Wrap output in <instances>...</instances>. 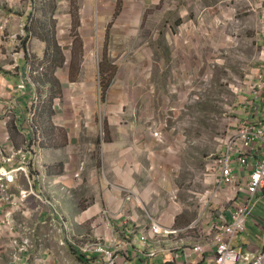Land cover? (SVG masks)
I'll return each mask as SVG.
<instances>
[{"label": "crops", "instance_id": "1", "mask_svg": "<svg viewBox=\"0 0 264 264\" xmlns=\"http://www.w3.org/2000/svg\"><path fill=\"white\" fill-rule=\"evenodd\" d=\"M67 5L58 0L51 15L45 0H0V168L9 172L27 165V174L14 173V182L7 184L6 194L14 201L0 203V264H11L13 242L25 238L31 247L22 264H101L94 254L80 259L66 240L116 236L133 255L141 247L140 235L149 230L151 216L170 228L181 215L177 200L183 189L175 182L178 151L167 147L142 116L120 123L127 99L102 101L92 79L78 82L71 16L61 13ZM83 7L93 11L80 19L91 28L92 39L87 31L80 36L86 53V41L102 38L105 44L129 33L146 5L85 0ZM117 8L116 20L124 19L114 23L99 12ZM67 22L71 26H65ZM51 37L60 51L49 48ZM260 38L264 46V33ZM78 89L89 90V97L79 98ZM259 102L252 98L241 118L264 120V107L261 112L252 109ZM49 103L52 114L45 112ZM103 121L108 139L102 138ZM211 181L215 186L219 179ZM21 192L27 193L23 200ZM130 193L136 198L126 201ZM53 220L59 232L53 231ZM250 220L254 224L252 230L245 229L248 237L244 232L234 242L245 257L264 248V191Z\"/></svg>", "mask_w": 264, "mask_h": 264}, {"label": "rangeland", "instance_id": "2", "mask_svg": "<svg viewBox=\"0 0 264 264\" xmlns=\"http://www.w3.org/2000/svg\"><path fill=\"white\" fill-rule=\"evenodd\" d=\"M62 1L68 5L61 13L70 14L73 26L71 48L79 65L78 82L92 79L100 98L99 64L104 41H86L85 53L80 40L84 31L92 39L90 25L85 22L83 26L80 19L93 11L83 7L85 0ZM124 1L146 8L141 10L136 27L109 42L108 56L118 71L106 97L127 99L125 114L119 116L121 124L142 116L147 127L161 134L167 147L178 151L175 182L183 189L177 200L182 206L172 229L180 231L159 237L161 242L155 245L158 257L153 259L159 263L171 252L211 241L215 235L211 223L229 210V193L215 194L213 185L206 184V165L223 153L234 125L247 120L241 118L248 111L247 103L258 98L260 102L252 109L261 112L264 107L260 70L264 67L260 38L264 9L260 0ZM99 12L114 23L119 10ZM123 19L120 16L117 20ZM89 95V90L78 89L79 98ZM36 101L37 97L35 105ZM104 122L101 131L105 139ZM206 191L211 194L201 200ZM165 207H169L167 201ZM250 219L247 227L252 230ZM244 232L248 237V230ZM129 264L143 263L133 255Z\"/></svg>", "mask_w": 264, "mask_h": 264}, {"label": "built area", "instance_id": "3", "mask_svg": "<svg viewBox=\"0 0 264 264\" xmlns=\"http://www.w3.org/2000/svg\"><path fill=\"white\" fill-rule=\"evenodd\" d=\"M259 5L264 9V0H260ZM260 70L263 71L261 87L264 88V67ZM247 120L234 125L235 129L232 130V136L228 138L223 153L206 165V184L211 185L212 177H217L219 182L216 181L213 192L217 194L218 191L225 190L229 193L227 199L230 205L229 210L220 214L211 223L210 229L215 232L213 239L209 242L197 243L182 251L171 252L164 257L162 262L168 261L171 264H264V248L257 249L245 257L234 245L246 229L248 218L256 209L264 191V120ZM259 146L262 149H259ZM18 153L25 160L22 151ZM238 170L239 172L236 173ZM14 173L27 174L26 162L9 172L0 168V189L3 192L0 203L14 201L12 195L6 194L7 184L14 182ZM61 189L65 190L64 187ZM210 194V191H206L201 200L207 199ZM26 196V192H21L19 199L23 200ZM176 197L175 193L174 198ZM132 198H136V194L130 193L125 200L130 201ZM150 218L151 225L148 232L140 235L138 239L141 247L134 248L133 251L134 257L142 259L143 264H151L149 260L158 257L155 245L161 242L159 237L174 235L180 231L172 227H164L160 217L151 216ZM55 222H52L53 231L59 232L60 228L56 227ZM192 226L193 224L185 227L184 230ZM66 241L73 245L79 254L97 255L101 264H129L133 256L128 254L127 244L121 242L116 236L109 240L94 236L90 239L86 237L68 238ZM64 244L65 241L62 242V245ZM30 247L31 241L28 238L14 241L10 253L11 264H22Z\"/></svg>", "mask_w": 264, "mask_h": 264}, {"label": "trees", "instance_id": "4", "mask_svg": "<svg viewBox=\"0 0 264 264\" xmlns=\"http://www.w3.org/2000/svg\"><path fill=\"white\" fill-rule=\"evenodd\" d=\"M46 2V13L53 15L57 11V0H45ZM49 48L53 49L54 51H60V49L57 46V42L54 39V37H51L47 41ZM108 46L109 43L106 40L104 50H103V56L99 64V81H100V98L102 101H105L107 93L111 87L112 80L115 78L118 67L116 64H114L110 57L108 56ZM54 96V90L50 92L49 100H52ZM46 113L52 114V105L49 103L46 106ZM108 139V136H107ZM86 255L85 254H79L80 259H83ZM152 264H171L170 262H159V263H152Z\"/></svg>", "mask_w": 264, "mask_h": 264}]
</instances>
